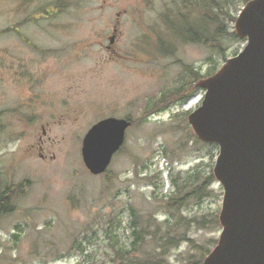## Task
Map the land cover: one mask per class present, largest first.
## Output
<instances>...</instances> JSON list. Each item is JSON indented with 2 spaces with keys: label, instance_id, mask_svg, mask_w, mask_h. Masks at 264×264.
<instances>
[{
  "label": "rangeland",
  "instance_id": "374dc122",
  "mask_svg": "<svg viewBox=\"0 0 264 264\" xmlns=\"http://www.w3.org/2000/svg\"><path fill=\"white\" fill-rule=\"evenodd\" d=\"M218 1L226 11L210 8L202 21L187 0H0V31L26 18L23 31L52 50L45 61L29 63L34 73L49 76L43 87L50 94L35 123L0 116V191L7 185L18 191L13 212L0 217V264H115L119 247L154 259L155 243L176 224L189 241L168 251V264L199 260L214 248L223 198L213 176L219 148L201 142L188 123L201 105V92L184 105L169 100L180 69L171 53L156 49L162 41L170 47L175 42L187 64L203 73L218 70L246 45V39L227 34L234 32L245 3ZM215 14L220 37L214 33ZM186 22L194 31L201 28L205 41L189 44L177 34ZM115 27L116 40L107 50ZM0 47L5 55L22 49L12 32L0 35ZM17 95L26 97L24 83L15 89L14 83L0 82V111L12 107ZM108 116L128 118L131 126L106 173L93 176L82 162V139ZM41 124H49L45 158L31 147L39 144ZM210 176L214 181L207 184ZM182 183V196L199 186L202 191L178 209L164 208V197L178 196ZM135 221L157 235H145L141 246H133Z\"/></svg>",
  "mask_w": 264,
  "mask_h": 264
},
{
  "label": "water",
  "instance_id": "95a60500",
  "mask_svg": "<svg viewBox=\"0 0 264 264\" xmlns=\"http://www.w3.org/2000/svg\"><path fill=\"white\" fill-rule=\"evenodd\" d=\"M234 32L246 45L200 81L204 97L188 116L197 138L219 148L213 176L223 188L221 232L203 264H264V0L242 7ZM130 126L109 117L88 129L81 157L91 175L107 171Z\"/></svg>",
  "mask_w": 264,
  "mask_h": 264
},
{
  "label": "flooded vegetation",
  "instance_id": "af4514ba",
  "mask_svg": "<svg viewBox=\"0 0 264 264\" xmlns=\"http://www.w3.org/2000/svg\"><path fill=\"white\" fill-rule=\"evenodd\" d=\"M49 16H52V14L45 15L44 19ZM25 19L26 18H24V20ZM24 20H20L18 22V26L14 28H8L0 31V33L3 32L2 34H0L3 36L4 34H6V32H12V35L15 36L16 41L18 42V48L23 49H18V53L12 52L5 55L4 53L6 51L0 47V82H2L3 84H5L6 81L14 83L15 89H19L21 84L24 83V85H26L27 95L25 98H21L20 95H17L15 101L13 102V106L2 109L0 111V116L13 115L16 123L20 124L21 122H26L28 125H31L36 121V113L44 111L46 103V101L44 100L45 94H50V92L48 91V89L45 92V87H43V85L47 81V78H49V76H46L47 72L42 70L40 72V75H38V73H34L32 71L29 63L45 61L50 57L52 50L47 45L34 43L32 41V39L29 37V34L25 33L23 31V28L20 27L21 23H23ZM116 33L117 28L115 27L113 29V34L109 38V46L106 47L107 50H112V46L116 40ZM177 34H179V32ZM185 39L188 40L189 44H191V42H194L193 38L190 36ZM110 40L113 41L112 44H110ZM175 45L176 43L174 42V44L170 47L169 44L164 45V41H162V45L158 46L156 51L171 53L169 55L172 56V58L174 59V63L180 69L179 74H181L179 75L178 81L175 83V88L168 95L169 100L175 101V104L178 103L180 105L182 102L186 103L190 101V99L198 92H201L199 95L200 98L203 97L204 91L199 87V83L201 80L211 76L212 70L211 67H209L210 69L208 73H203V71L194 64H187L179 56V51H176ZM24 49H26L27 54L21 55V52H25ZM56 53H61V51H57ZM183 103L182 105H184ZM51 105L53 104L51 102H48V111H50ZM160 106L161 105H158V107ZM109 117L118 118L115 116H108L106 118ZM119 119L128 120V118L122 117H120ZM100 120H98L97 122H99ZM47 127H49V124L40 125L42 136L39 137V144L37 146L31 145V147H35L39 151L38 154L40 158H45L41 151L43 149V137L46 135ZM0 128L2 129L1 124ZM1 188L2 189L0 193H4L5 191L14 192V189L10 187V185Z\"/></svg>",
  "mask_w": 264,
  "mask_h": 264
},
{
  "label": "trees",
  "instance_id": "16d2710c",
  "mask_svg": "<svg viewBox=\"0 0 264 264\" xmlns=\"http://www.w3.org/2000/svg\"><path fill=\"white\" fill-rule=\"evenodd\" d=\"M188 1V5L190 7V11H198V13H200L202 15V21H205L207 18H209L208 15V10L210 8H213V10H215V8L219 9L221 12H225L226 11V7L225 6H221L220 2L218 0H187ZM250 0H242L243 3H247ZM224 15L229 16L231 18V20H234L235 18L231 16L230 13L226 12ZM218 16L215 14L213 17V26H214V33L216 35V37H220L223 36L224 34L222 32H220V29L217 27V23H219V21L217 20ZM172 20V19H171ZM169 20V23L170 21ZM189 23L186 22V25L184 28H181L180 30H178L177 32L181 33L182 35H184V38H188L189 36L193 38V41H198V42H202L205 41V37H202V29L199 28V31L195 30L194 28L190 27L191 25H187ZM171 25V24H170ZM172 28V26H171ZM195 34V35H193ZM228 35H231L233 37H235V33L234 32H228ZM236 56V55H235ZM217 70H214V73ZM213 74V72H212ZM129 121V120H128ZM122 148V147H121ZM106 173V172H105ZM214 181L213 177L210 176L207 179V184H211ZM185 183H182L180 185H177L176 189L178 191V196H169V197H164L165 199V203H164V208L166 209H178L179 207H181L185 201L189 198V196L191 194H196L199 191H202V187H197L196 190H193L191 193H185L182 196V192L185 190ZM157 186V185H155ZM17 190H14V192H9V191H5L4 193H0V217L4 214H8L13 212L14 210V206L12 205L13 200L15 199V197L17 196ZM180 194V195H179ZM133 212V211H132ZM214 223L217 224L218 226V222L217 219L214 220ZM135 226V241L133 246H141L144 243V236L145 235H152V233L154 232V237L155 235H157V231H149L148 230V225H145L144 223L139 226L137 221H135L134 223ZM166 224H168V222L166 221ZM160 240H162V243H158L156 242V254L154 255V259L150 258H139V257H133L129 254V252L125 251L123 248L119 247L117 249H115L114 251V258L112 262H115V264H168L167 260H166V255L168 253V251L172 248V247H176L178 246L180 243L184 242V241H189V239H187L186 233L183 231H180L177 227V224L173 227H171L170 229L166 230V232L164 233L163 236L160 237ZM215 245H213L214 247ZM212 247V248H213ZM212 249H206L204 252V256L199 259V260H189V262L187 264H203L202 260L204 257H206L210 251Z\"/></svg>",
  "mask_w": 264,
  "mask_h": 264
}]
</instances>
